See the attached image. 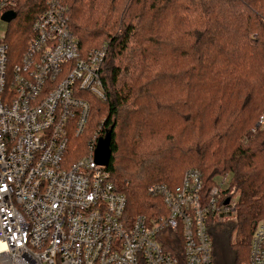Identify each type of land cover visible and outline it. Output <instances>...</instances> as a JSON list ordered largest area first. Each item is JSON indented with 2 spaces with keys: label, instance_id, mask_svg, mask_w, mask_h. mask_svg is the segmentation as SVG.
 Segmentation results:
<instances>
[{
  "label": "trees",
  "instance_id": "obj_1",
  "mask_svg": "<svg viewBox=\"0 0 264 264\" xmlns=\"http://www.w3.org/2000/svg\"><path fill=\"white\" fill-rule=\"evenodd\" d=\"M44 2L20 0L5 39L17 58ZM64 2L80 50L106 47V98L87 96L90 114L72 158L85 154L94 133L111 131L106 170L129 218L164 214L149 189L178 186L187 169L201 172L205 190L228 177L235 215L208 227L213 257L217 232L231 251L226 264L246 261L264 222V125L253 132L264 112V0Z\"/></svg>",
  "mask_w": 264,
  "mask_h": 264
},
{
  "label": "built area",
  "instance_id": "obj_2",
  "mask_svg": "<svg viewBox=\"0 0 264 264\" xmlns=\"http://www.w3.org/2000/svg\"><path fill=\"white\" fill-rule=\"evenodd\" d=\"M19 4L0 0V25ZM30 33L13 61L0 32V264H215L208 227L236 208L227 182L205 190L201 172L187 169L178 186L149 189L164 214L127 217L125 196L94 161L98 132L72 158L87 96L106 98V47L80 50L64 0H45ZM263 125L264 112L253 132ZM240 264H264V222Z\"/></svg>",
  "mask_w": 264,
  "mask_h": 264
},
{
  "label": "rangeland",
  "instance_id": "obj_3",
  "mask_svg": "<svg viewBox=\"0 0 264 264\" xmlns=\"http://www.w3.org/2000/svg\"><path fill=\"white\" fill-rule=\"evenodd\" d=\"M9 29H10V24L1 23V25H0V32L1 33L7 35L8 32L10 33ZM93 49H91V50H93ZM10 57L12 58L13 61H18V59L20 58V56H18V58H17V56H15L13 51H12V53L10 52ZM95 130H97V128ZM252 134H254V133H252ZM216 180H217V182H219L225 186L226 182L228 180V177H226L225 179H222L219 177ZM235 201H236V199H235ZM234 215H232V217L226 218L224 220V222H231L232 220H234ZM213 241H214V256H215V258L214 257L213 258H214L215 264H226L231 258V251L229 250V246L226 242V235L218 234L216 232L215 236L213 238Z\"/></svg>",
  "mask_w": 264,
  "mask_h": 264
},
{
  "label": "water",
  "instance_id": "obj_4",
  "mask_svg": "<svg viewBox=\"0 0 264 264\" xmlns=\"http://www.w3.org/2000/svg\"><path fill=\"white\" fill-rule=\"evenodd\" d=\"M15 16L14 12H7L2 16V20L6 23H10L15 19ZM110 141L111 131L106 130L102 136L98 137L94 151V161L97 165L105 168L109 165L111 157Z\"/></svg>",
  "mask_w": 264,
  "mask_h": 264
}]
</instances>
